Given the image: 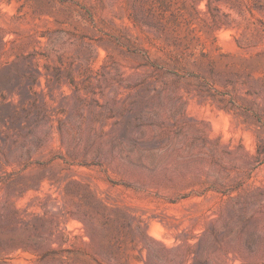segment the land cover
Listing matches in <instances>:
<instances>
[{
	"label": "rangeland",
	"instance_id": "obj_1",
	"mask_svg": "<svg viewBox=\"0 0 264 264\" xmlns=\"http://www.w3.org/2000/svg\"><path fill=\"white\" fill-rule=\"evenodd\" d=\"M0 264H264V0H0Z\"/></svg>",
	"mask_w": 264,
	"mask_h": 264
}]
</instances>
